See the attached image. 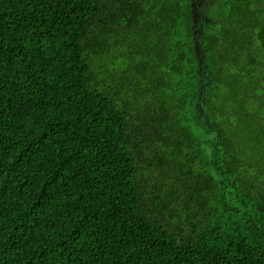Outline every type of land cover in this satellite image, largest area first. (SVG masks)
<instances>
[{
	"label": "trees",
	"instance_id": "16d2710c",
	"mask_svg": "<svg viewBox=\"0 0 264 264\" xmlns=\"http://www.w3.org/2000/svg\"><path fill=\"white\" fill-rule=\"evenodd\" d=\"M199 2L0 0V264H264V0Z\"/></svg>",
	"mask_w": 264,
	"mask_h": 264
},
{
	"label": "water",
	"instance_id": "95a60500",
	"mask_svg": "<svg viewBox=\"0 0 264 264\" xmlns=\"http://www.w3.org/2000/svg\"><path fill=\"white\" fill-rule=\"evenodd\" d=\"M196 17L198 16L197 14L195 15ZM196 22V21H195ZM197 44V48H198V42H196ZM198 56H200V53H199V48H198Z\"/></svg>",
	"mask_w": 264,
	"mask_h": 264
},
{
	"label": "flooded vegetation",
	"instance_id": "af4514ba",
	"mask_svg": "<svg viewBox=\"0 0 264 264\" xmlns=\"http://www.w3.org/2000/svg\"><path fill=\"white\" fill-rule=\"evenodd\" d=\"M196 2L198 3L199 2V0H196ZM200 3V2H199ZM199 3H198V5H199ZM200 8H202L201 6H200ZM200 10V9H199Z\"/></svg>",
	"mask_w": 264,
	"mask_h": 264
}]
</instances>
